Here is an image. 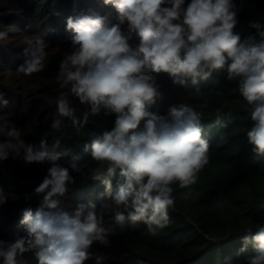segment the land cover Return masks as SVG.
<instances>
[{"label":"clouds","instance_id":"9594fccd","mask_svg":"<svg viewBox=\"0 0 264 264\" xmlns=\"http://www.w3.org/2000/svg\"><path fill=\"white\" fill-rule=\"evenodd\" d=\"M103 3L116 9L118 23L111 27L100 15L67 19V30L73 33L71 51L59 63L57 110L50 127L59 133L67 119L80 131L90 117L101 114L114 116V125L88 133L84 151H90L95 167L76 163L80 158L71 149L57 150L59 141L51 148L43 139L34 145L25 142L18 128L8 131L9 139L0 142V162L23 152L27 163L52 166L34 189L40 206L35 212L23 211L20 224L26 234L14 242L0 240V264H27L26 253L33 254L36 264H85L93 258L95 264H104L106 257L95 255L91 247L95 242L109 246L113 229L105 226L95 204L65 207L62 198L75 180L68 168L56 163L62 157L71 156L74 171L87 168L92 180L103 183L116 224L143 223L152 235L169 227L173 185L185 189L196 184L210 151L202 138V111L186 103L171 106L166 115L150 111L161 97L156 81L160 73L180 86H187L189 79L197 85L214 74H226L238 85L244 111L254 122L247 131L248 143L264 156V24L251 22L256 33L241 39L234 31L238 24L234 0ZM132 34L138 43H130ZM6 36L0 32V40ZM25 43V59L17 72L31 76L44 70L48 44L42 35ZM73 98L84 108L82 118L75 115ZM7 104L0 93V109ZM117 173L113 185L110 177ZM5 202L6 194L0 190V205ZM248 233L238 254L244 255L246 264H264V225Z\"/></svg>","mask_w":264,"mask_h":264},{"label":"trees","instance_id":"16d2710c","mask_svg":"<svg viewBox=\"0 0 264 264\" xmlns=\"http://www.w3.org/2000/svg\"><path fill=\"white\" fill-rule=\"evenodd\" d=\"M23 1L21 11L9 12L0 5V32L9 34L18 17L27 18L26 21L35 27L46 22L42 28L46 30L43 38L64 47L50 52L44 61V70L36 73L43 79L38 82L44 90V103L38 105L28 119L22 118L14 107L16 104L11 103V99L17 98L16 107H20L24 90L14 85L11 76H0V93L8 101L7 106L0 109V142H6L8 131L16 127L21 130L26 143L38 145L43 139L51 148L59 141L57 150L71 149L72 154L80 158L76 163L95 167L90 151H84V145L90 142L88 133L111 129L115 117L103 114L90 117L91 122L80 131L72 128L66 119V127L61 132L53 131L50 125L57 110L59 88L56 77L63 54L71 51L73 33L67 30V19L84 15L106 17L107 9L111 12L106 24L111 27L117 23L116 9L104 5L103 0ZM234 3L238 20L234 31L241 39L255 34L250 23L264 24V0H234ZM3 40H0V74H7L9 68L2 70L1 63L5 64L6 59L12 57L15 61L9 67L15 70L24 62L25 55L24 50H12L11 45ZM138 42L134 34L130 43ZM225 75L214 74L208 81H200L197 85L189 79L187 86L173 84L166 73L156 76L161 97L150 111L166 115L171 106L180 103L202 111V138L208 141L210 151L209 163L199 173L196 184L185 189L173 185L175 206L169 210L171 223L158 234L149 233L143 223L123 227L116 224L113 206L104 195L103 183L92 180L87 168L82 172L74 171L71 156L56 162L68 168L75 180L62 198L65 207L71 210L81 203L95 204L96 211L104 217L105 226L113 229L109 246L95 242L91 247L92 253L106 257L104 264H137L138 261L143 264H246L244 255L238 254L242 238L249 234V229L254 234L259 226L264 225V156L254 153L248 143L247 131L254 122L244 111L245 101L238 85L228 81ZM73 107L75 115L82 118L84 108L74 98ZM1 120H7L9 124ZM51 166L50 162L27 163L23 152L19 157L0 162V190L6 194V202L0 205V240L14 242L26 234L20 224L23 211L30 208L35 212L40 206L41 197L35 195L34 189L42 183ZM117 178L118 173L110 177L113 185ZM24 258L27 264H36L32 253H26ZM85 264H95V258Z\"/></svg>","mask_w":264,"mask_h":264},{"label":"rangeland","instance_id":"374dc122","mask_svg":"<svg viewBox=\"0 0 264 264\" xmlns=\"http://www.w3.org/2000/svg\"><path fill=\"white\" fill-rule=\"evenodd\" d=\"M1 4L3 7H5L9 12H15L16 9L17 11H21L24 8V4L25 2L23 0H0ZM187 0H185L186 2ZM104 8V7H103ZM111 10H105L106 13V21H109L110 19V13ZM27 18L21 19L18 17L17 21L15 22V26L13 30H10L11 32L9 34H7L6 38L3 40V42H7L11 45L12 50H24V47L26 46V39L32 36H36V35H45L46 30H42V28H44L46 26V22L40 23L39 26H34L30 21H26ZM118 23V20H117ZM121 30L127 34V28L126 26H122ZM58 34L60 32H57ZM134 34H132L133 36ZM47 36H48V32H47ZM45 40V42L48 44V48L46 49L47 53L50 54V52L54 53L55 49L58 51V49H61L60 47H64L61 46L60 44H55L50 42L49 40H46L45 38H43ZM0 44H2V42H0ZM53 47V48H52ZM11 51V50H9ZM20 52V51H18ZM20 56V55H19ZM25 59V58H24ZM5 61V60H4ZM15 61L14 59L11 58H7L6 62L4 64L1 63V69H8L6 70L7 74H0L1 77H6V76H11L14 79V85H16V87H20V89L22 88V90H24V92H21L22 94V103H19L21 106L20 107H16V105L18 104V99L13 98L11 99V103H15L16 105H14V107L17 109L18 112L21 113L22 118H26L28 119L32 113L37 109V106H41L44 101H43V89L41 84L38 82L39 80H41V75L39 77L36 76V74H33L31 76H25L23 74H20L17 72V69L13 70L10 69V64ZM43 81V79H42ZM43 90V91H42ZM10 106H12L10 104ZM38 106V107H39ZM15 117L17 118V115H15ZM2 121V120H1ZM4 121V122H3ZM2 123H6L9 124V122L7 120H3Z\"/></svg>","mask_w":264,"mask_h":264}]
</instances>
